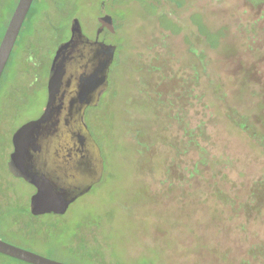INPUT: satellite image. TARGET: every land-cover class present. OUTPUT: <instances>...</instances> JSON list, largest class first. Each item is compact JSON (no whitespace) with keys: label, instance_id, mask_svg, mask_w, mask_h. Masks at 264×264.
<instances>
[{"label":"rangeland","instance_id":"obj_1","mask_svg":"<svg viewBox=\"0 0 264 264\" xmlns=\"http://www.w3.org/2000/svg\"><path fill=\"white\" fill-rule=\"evenodd\" d=\"M104 7L118 47L105 102L85 120L92 128V116L108 115L100 142L114 176L56 219L81 223L82 241L44 224L53 215L36 220L38 229L21 215L35 188L8 161L15 131L45 109L51 63L73 18L91 36ZM35 11L0 82V238H63L5 241L68 264H264V146L229 118L232 108L247 115L264 101V3L37 0ZM223 26L226 36L215 37ZM191 131L198 148L188 144ZM149 139L154 152L134 151ZM180 142L175 154L170 144ZM0 264L31 263L0 254Z\"/></svg>","mask_w":264,"mask_h":264},{"label":"water","instance_id":"obj_2","mask_svg":"<svg viewBox=\"0 0 264 264\" xmlns=\"http://www.w3.org/2000/svg\"><path fill=\"white\" fill-rule=\"evenodd\" d=\"M33 1L18 0L10 18L0 42V79ZM71 33L52 60L44 111L21 125L12 137L9 169L36 188L30 198L35 215L65 214L104 173L102 150L85 122V111L99 103L108 86L117 46L100 45L104 54L94 62V72L79 76V61L93 50L95 42L84 34L78 17L71 22ZM93 54L96 61L97 51ZM0 252L32 264H68L1 238Z\"/></svg>","mask_w":264,"mask_h":264},{"label":"trees","instance_id":"obj_3","mask_svg":"<svg viewBox=\"0 0 264 264\" xmlns=\"http://www.w3.org/2000/svg\"><path fill=\"white\" fill-rule=\"evenodd\" d=\"M37 0H34L32 5H31V8L27 14V17H26V20L24 21L23 25H22V28H21V31L26 27L27 23L29 22V20L36 15V11L34 12V4ZM250 1V3H254V4H258V3H264V0H248ZM17 3H18V0H0V42L2 40V38L4 37V33L6 31V28L8 26V23L10 21V18L17 6ZM196 19L193 17V22L198 25L199 23L197 21H195ZM199 27H200V30H203L204 29V25L201 23L199 24ZM219 29H222V30H219ZM226 29L225 26L221 27V28H218V30H214L213 31V34L215 35V37H224V35L226 34V32H224ZM20 31V32H21ZM20 34V33H19ZM209 36H210V33H209ZM226 36V35H225ZM18 39V38H17ZM208 41V40H207ZM17 42V41H16ZM217 43L218 41L215 39L213 42H211V46H217ZM16 44V43H15ZM14 49V48H13ZM13 53V51H12ZM11 53V55H12ZM11 55H10V58H11ZM9 58V60H10ZM8 60V61H9ZM8 63V62H7ZM6 67H7V64H6ZM6 67L4 69V72L6 70ZM3 72V74H4ZM3 74H2V77L0 79V82L3 78ZM108 90V89H107ZM107 95H104L101 100L99 101V103H104L105 102V98H106ZM99 103L95 106V107H91L89 108V113L90 111H94L95 110V114H96V108H98L97 106L99 105ZM231 112L229 113V118L230 120L234 123V124H238L240 127L244 128L245 130H250V131H254L252 132V134H254L255 136H258L259 137V142L262 143V145L264 146V101H263V98L262 100L259 102V104L254 108V110H251V112L247 115L245 114H237L236 110L232 108V110H230ZM88 112V110H87ZM108 118V115H105V116H97V115H94L91 117L90 119V124H91V127L92 128H89L94 136V138H96V141L98 142L99 146L101 147V150H102V157H104V173H103V177L102 179L93 186V188L95 186H98V185H101L102 183H104L105 181H111L113 180V173H112V168H111V162H110V158L108 157L109 155L107 153H105L104 149L102 148V144L106 143L105 142V132L108 130L107 128V123H106V119ZM137 131V130H136ZM137 132H140L139 133V136L141 137L142 135H144L143 132H141L140 130L137 131ZM94 133H97V135ZM155 135V133H153ZM190 135V140L188 141V144L190 145H193V147L195 148H198V144L195 142V139H194V136H195V133L193 131H191L189 133ZM156 136V135H155ZM99 138V139H98ZM98 139V140H97ZM103 142L101 144V142ZM170 146H172V148L174 149L175 151V154H177L181 149L185 148L183 143H174V144H170ZM134 148H135V152L139 153L141 151H145L146 149H148V151L151 152V150L153 151V148H154V144H153V140L152 139H149L147 141H144V142H139L138 144H134ZM187 150V149H185ZM154 152V151H153ZM205 160H206V157L204 155L201 156V159L197 160V162L192 166V173H198L200 170V166L202 163H205ZM151 170L152 168L154 167V164L151 163L149 164ZM11 173V172H10ZM12 174V173H11ZM13 175V174H12ZM33 186V185H32ZM0 187L4 190V187L2 186V183L0 182ZM255 187H253V190H252V193L250 194L251 198L253 197V199L255 200ZM33 188H35L33 186ZM92 190V189H91ZM8 192V191H7ZM222 190H218L216 191V195H217V198L219 197V199H222V200H225L224 199V196H222ZM263 193V191H262ZM261 195H264L261 194ZM12 198L11 194L9 193V196L8 198ZM262 197V196H261ZM4 198V197H3ZM5 199V198H4ZM1 200L2 198L0 199V203H1ZM1 205V204H0ZM245 207L248 208L247 204L244 203L243 204ZM29 206V205H28ZM48 215H53L54 217L52 216H48V217H52L51 221L47 222V223H44V224H47V226L53 230V229H61L64 227V231L65 233H71L72 237H79V239H81L82 241L85 240V237L86 235L88 234L87 232L89 231H85L83 236H79V232L78 230L81 229V223H73L72 225H66L60 221H57V217L58 215L60 217H65L66 216V213L65 214H49L47 213ZM21 215H23V217H29L32 219L33 221V227L35 229H38L40 227V225H38L39 223L36 222V220H38L40 217H42V215H45V214H42V215H35L32 213L31 209L28 207V210L26 209H22L21 210ZM3 219V218H2ZM2 221V220H0ZM97 227L93 228L92 230H95ZM91 230V231H92ZM96 231V230H95ZM81 232V231H80ZM81 234V235H82ZM79 250H77V256L80 258V259H84V255L82 254L81 252V249L78 248ZM260 250V248L258 249ZM0 254H3L0 252ZM3 255H6V254H3ZM8 256V255H7ZM12 257V256H10ZM14 258V257H13ZM14 259H17V258H14ZM17 260H20V259H17ZM23 261V260H21ZM26 262V261H24ZM95 263V262H94ZM93 263V264H94ZM103 263V262H102ZM105 263V261H104ZM32 264V263H31Z\"/></svg>","mask_w":264,"mask_h":264},{"label":"flooded vegetation","instance_id":"obj_4","mask_svg":"<svg viewBox=\"0 0 264 264\" xmlns=\"http://www.w3.org/2000/svg\"><path fill=\"white\" fill-rule=\"evenodd\" d=\"M109 14L106 13L105 11V7H104V10L102 12V14L98 17V21H99V24H98V27L96 28L94 34H92L91 36L87 35L84 30V34L86 36H89L90 39H92L94 42H95V46L93 47V50H89L87 51L88 54L86 55V57H83L80 61H79V67H80V72H79V76H82V75H89L91 73L94 72V62H97L101 60V58L103 57V54L99 49H100V45H103V44H113L112 42V39H111V33L116 30L114 29V27L112 26V24L110 23V17H108ZM71 30V28H70ZM72 33L70 31V35L68 37L67 40L70 39ZM65 40V41H67ZM64 41V42H65ZM114 44H116L114 42ZM116 46L118 47V45L116 44ZM57 50V49H56ZM94 51H97V56H96V61L95 60V57H94ZM116 51H117V48H116ZM56 53V52H55ZM116 55V53H115ZM85 56V54H84ZM54 58V57H53ZM52 64V63H51ZM93 66V68H92ZM111 68V67H110ZM110 73V71H109ZM108 79H109V76H108ZM108 86H109V83H108ZM108 86L107 88L102 92V94H104V92L108 89ZM100 96V100L102 98V95ZM91 107H95L96 105H89L87 106L86 108V111H85V115H86V112L87 110ZM86 122V120H85ZM96 140V139H95ZM35 191H36V188H35ZM3 239V238H2ZM3 240H65L63 238H56V237H12V238H7V239H3Z\"/></svg>","mask_w":264,"mask_h":264}]
</instances>
